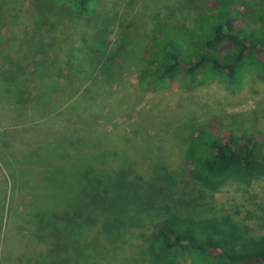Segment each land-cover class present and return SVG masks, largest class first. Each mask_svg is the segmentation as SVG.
<instances>
[{
  "label": "rangeland",
  "instance_id": "rangeland-1",
  "mask_svg": "<svg viewBox=\"0 0 264 264\" xmlns=\"http://www.w3.org/2000/svg\"><path fill=\"white\" fill-rule=\"evenodd\" d=\"M10 1L13 0L0 7L5 10L1 25L3 40L0 41V56L8 60L5 68H11L10 62L23 54L36 53L40 57L46 53L53 62L48 69L63 70L65 76L64 87H59L60 93L54 96L59 99L57 103L62 106L72 87L79 89L76 97L84 94L87 99L78 104L79 113L72 106L43 118L33 112L25 113L23 116L26 118L23 117L22 122L26 125L18 126L13 125V115L0 106V264H31V258L24 254L25 238L30 228L27 214L30 212L34 216L35 209L42 207L43 213L47 212L48 205L52 206L53 214L49 220L44 218L43 255L37 257V264H149L138 249L144 236L152 230L159 200L163 195L169 199L176 192L182 193L168 178L150 176L152 173L135 163L144 161L148 167V163L160 165L167 171L187 170L189 165L185 163L181 150L184 135L212 116L224 124L235 121L240 130L252 129L264 137V82L247 77L243 89L237 93L226 91L216 82L191 92L157 90L139 85L134 67L119 77L110 75L112 71L96 69L105 59L98 58V62L80 43L81 38H97L101 48L106 46V52H115L123 40L128 39L132 47L130 51L135 56L144 47L154 19L188 23L205 9L209 0H99L97 15L91 20L81 21L57 8L52 10L42 0H16L15 4L8 3ZM249 1L259 4L263 0ZM40 39L50 43L49 49L40 54L37 50L34 53L26 50L27 43L37 44ZM3 64L0 58V65ZM90 70L95 71L91 74ZM63 91L65 95H62ZM139 114L146 123L156 115L154 121L159 123V129L135 124ZM89 133L100 143L97 149L125 148L124 152L116 153L118 157L114 158L113 164L119 162L121 167H135L137 173L140 172L137 174L131 170L142 181L132 188V194L127 196L124 190L116 195V186L108 180L90 185L87 170L71 169V165L63 167L57 150L48 146L50 138L58 139L65 134L83 137ZM158 135L168 138V141ZM140 137H145L150 145L145 147L147 152L142 151L136 159V148L132 146ZM35 147L42 150L37 156L24 157L20 161L11 159ZM90 149L85 148V151ZM164 149L167 153L158 152ZM110 166L111 163L105 168ZM73 173L79 176L78 186L77 181H73ZM10 175L17 182L25 181L28 186L49 175L52 177V189L49 194L42 192L36 197L30 195L27 188L23 189V185L18 193L11 194L10 212L7 204ZM47 187L48 184L45 185L48 190ZM93 187H97L96 193ZM93 195L99 201L101 199L104 213L94 211L91 219L86 218L87 221L71 220L73 213L80 211L79 199L92 201L90 197ZM30 198L35 202L29 204ZM123 198L125 200L120 204L117 200ZM214 201L217 207L233 215L250 234L264 232V180L253 183L249 188L229 184L214 195ZM66 218L71 221L65 222ZM48 221L52 223L49 225ZM87 231L91 233L88 238L85 235Z\"/></svg>",
  "mask_w": 264,
  "mask_h": 264
},
{
  "label": "trees",
  "instance_id": "trees-1",
  "mask_svg": "<svg viewBox=\"0 0 264 264\" xmlns=\"http://www.w3.org/2000/svg\"><path fill=\"white\" fill-rule=\"evenodd\" d=\"M7 1L0 0V7L7 6ZM42 1L49 4L52 10L57 8L56 10H62L80 21L95 17L99 4V0ZM8 3L15 4L16 0ZM1 8L0 41L3 40L1 25L5 12ZM80 43L98 62V58L105 59L101 62L102 65H95L96 69L108 73L112 71L110 75L119 77L124 71L134 67L139 85L157 90L179 89L191 92L210 82H216L226 91L237 93L243 89L247 77L264 82V0L259 4L249 0H209L205 9L193 16L188 23L154 19L146 34L144 47L135 56L130 51L132 47L128 39H124L115 52H106V46L101 48L97 38H81ZM34 47L37 49L34 50ZM49 47L50 43L40 39L37 44L27 43L26 50H37L40 54ZM34 54L19 56L17 60L10 62L11 68L8 69L5 68L8 60L0 56L5 63L0 65V106L13 115L15 126L24 123L22 119L25 113L33 112L43 118L71 106L79 113L78 104L87 99L83 97L84 94L76 97L79 89L72 87L70 95L66 96L64 104L60 106L57 103L59 99L54 96L60 93L59 87H64L63 70L50 71L48 67L53 63L51 58L46 53L45 56L40 54V57ZM94 71L90 70V73L93 74ZM62 95H65L64 91ZM138 116L134 121L138 126L159 129V123L154 121L156 115L148 123L143 120L142 115ZM176 124L175 122L174 125ZM77 126L80 127L79 124ZM184 136L181 150L185 163L189 165L187 170L167 171L165 168L162 170L160 165L148 163V167L144 161L135 163L152 173L150 176L154 174L156 178H168L170 183L176 184L174 188L180 189L182 193L176 192L169 199L163 195L159 200L152 230L144 236L138 249L139 254L149 264H264V232L250 234L233 215L217 207L214 201V195L229 184L249 188L253 183L264 180V137L252 129L240 130L235 121L224 124L215 116L199 122ZM50 139L48 146H52L51 150L56 149V154L62 158V163H59L63 167L71 165V169L87 170L90 185L105 180L112 181L116 186V195L125 190L128 196L134 192L132 188L142 182L136 176L140 172L137 173L135 167L126 169L119 162L113 164L114 158L118 157L116 153L124 152L125 148L97 149L100 143L91 133L83 137L65 134L59 136V140ZM163 139L168 141V138ZM149 145L145 137H140L132 146L136 148L134 157L138 159L142 151L147 152L145 147ZM85 148L91 149L85 151ZM40 149L35 147L26 154L14 155L11 159L20 161L24 157L37 156L42 151ZM158 152L167 153L165 149ZM110 163L112 166L105 168ZM4 164L8 165L5 161ZM51 178L46 175L28 186L25 181L17 182L10 175L8 211L11 209V194L18 193L23 185V189L27 188L30 195L39 197L42 192L49 194L52 189ZM72 178L77 181L78 186V174L73 173ZM41 183L43 184L40 186ZM46 184L48 190L45 189ZM93 189L94 193L98 191L97 187ZM90 198L92 201L79 199L80 211L73 213L71 220L87 221L86 218L91 219L94 211L104 213L101 199L99 201L94 195ZM30 199L29 204L35 202L34 198ZM124 200L125 198L117 201L122 204ZM47 208L48 211L44 213L42 207L35 209L34 216L30 212L27 214L30 228L25 238L24 254L31 258V264H37V257L43 255L41 248L43 233L46 232L43 228L44 218L49 220L53 214L52 206L48 205ZM71 220L66 218L65 222ZM48 222L49 225L52 223ZM96 226L97 223L94 227ZM89 232H85L86 238L90 236ZM59 241L61 242L60 239Z\"/></svg>",
  "mask_w": 264,
  "mask_h": 264
}]
</instances>
